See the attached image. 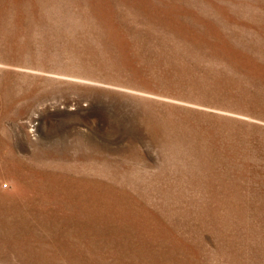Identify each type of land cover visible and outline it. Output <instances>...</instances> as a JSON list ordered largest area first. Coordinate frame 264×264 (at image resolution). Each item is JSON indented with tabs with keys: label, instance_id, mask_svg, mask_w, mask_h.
<instances>
[{
	"label": "rangeland",
	"instance_id": "374dc122",
	"mask_svg": "<svg viewBox=\"0 0 264 264\" xmlns=\"http://www.w3.org/2000/svg\"><path fill=\"white\" fill-rule=\"evenodd\" d=\"M0 264H264V0H0Z\"/></svg>",
	"mask_w": 264,
	"mask_h": 264
}]
</instances>
